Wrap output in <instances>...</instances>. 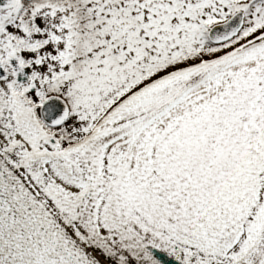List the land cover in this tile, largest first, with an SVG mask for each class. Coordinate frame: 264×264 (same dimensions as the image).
<instances>
[{"label": "snow or ice", "instance_id": "snow-or-ice-1", "mask_svg": "<svg viewBox=\"0 0 264 264\" xmlns=\"http://www.w3.org/2000/svg\"><path fill=\"white\" fill-rule=\"evenodd\" d=\"M0 264H264V0H0Z\"/></svg>", "mask_w": 264, "mask_h": 264}]
</instances>
